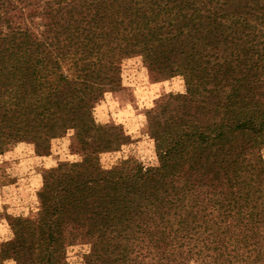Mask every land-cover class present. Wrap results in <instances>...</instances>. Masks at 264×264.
<instances>
[{
  "label": "trees",
  "instance_id": "16d2710c",
  "mask_svg": "<svg viewBox=\"0 0 264 264\" xmlns=\"http://www.w3.org/2000/svg\"><path fill=\"white\" fill-rule=\"evenodd\" d=\"M47 7L53 23L44 30L21 29L12 16L0 27V154L20 141L45 153L71 129L82 159L44 171L40 210L13 221L0 264H66L67 249L84 245L82 264H264L260 185L243 180V160L219 159L225 147L241 156L238 139L252 148L264 141V100L253 98L259 51L247 58L250 79L232 93L233 117L212 133L218 168L207 182L196 165L209 138L194 126L155 132L158 166L146 170L103 168L101 150L85 136L98 128L90 104L119 85L122 59L141 56L158 77L207 85L219 73L208 71L211 56L198 48L263 38L264 0H49Z\"/></svg>",
  "mask_w": 264,
  "mask_h": 264
},
{
  "label": "rangeland",
  "instance_id": "374dc122",
  "mask_svg": "<svg viewBox=\"0 0 264 264\" xmlns=\"http://www.w3.org/2000/svg\"><path fill=\"white\" fill-rule=\"evenodd\" d=\"M0 1V27L9 16L13 17L14 24L20 25L21 29L29 28L32 33H36L39 26L44 30L42 25L53 23L47 18L49 0H10L9 4ZM11 9L12 13L6 14ZM198 49L203 51V55L208 53L211 56L208 71L219 73L204 86L188 87L178 74L158 77L151 71L154 67H149L141 56L131 55L120 61L119 85L105 90L98 100L90 104V116L98 128L85 135L89 137L87 143L91 142L94 149L101 150L99 163L103 168L114 166L120 170L123 165H140L146 170L158 166L154 133L187 124L202 130L209 138L208 145H204L207 148L204 157L196 165L197 178L203 182L213 178L218 167L212 156L214 148L210 147L213 145L212 133L223 120L233 117L228 112L233 104L238 106L239 101L231 99L232 93L235 88L243 86L244 78L250 79L246 77L245 68L249 64L247 58H254L255 51H259L260 63L256 70L259 80L255 84L257 96L253 98L260 102L264 100V37L254 41L228 39L213 51ZM194 58L198 60L200 56ZM214 65L217 66L215 69L212 68ZM73 117L83 119V116ZM237 142L241 148L237 153L241 152V156L236 158L233 150L225 147L228 154L223 153L219 159L243 160L246 172L243 180L250 187L259 184L257 188L264 196V141L254 148L247 146L243 139ZM75 143L74 131L67 129L49 141V149L45 153H36L32 142L20 141L9 144L0 154V249L2 243L14 238V220L33 219L38 214V194L44 171L81 161V153L75 150ZM103 147L108 149H101ZM183 180L185 177L177 182L183 183ZM87 251L85 245L68 248L66 264H82V255ZM2 264H20V260L5 259Z\"/></svg>",
  "mask_w": 264,
  "mask_h": 264
}]
</instances>
